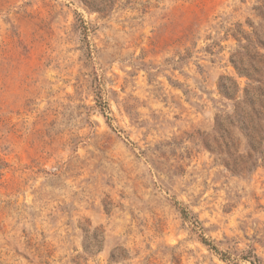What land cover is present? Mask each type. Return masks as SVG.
<instances>
[{"label":"rangeland","instance_id":"374dc122","mask_svg":"<svg viewBox=\"0 0 264 264\" xmlns=\"http://www.w3.org/2000/svg\"><path fill=\"white\" fill-rule=\"evenodd\" d=\"M259 14L264 0H0V264H264V144L234 124L264 85L230 62L241 31L257 50L238 66L264 68Z\"/></svg>","mask_w":264,"mask_h":264},{"label":"trees","instance_id":"16d2710c","mask_svg":"<svg viewBox=\"0 0 264 264\" xmlns=\"http://www.w3.org/2000/svg\"><path fill=\"white\" fill-rule=\"evenodd\" d=\"M115 2L116 0H81V3L85 7H87L90 11L96 12L99 14L108 13L114 7ZM257 16L263 17L264 15L259 14ZM236 35L239 36L238 37L239 39L236 37L237 42H238V49L230 58L231 64L233 65L235 71L237 72L239 76H246L249 80H254L256 83L260 85L261 84L264 85V83H262L261 80L258 79L262 76V72L264 71V68L262 69L256 68L253 65L251 67L253 71V75H249L238 66V65L243 64L244 57L248 56L247 53L253 50L256 51L257 49H256V45H254L253 47V44H251L250 41H247V45L241 44L240 38L244 37L243 32L237 31ZM246 38L248 40V37ZM255 55L256 57H259L257 56V52H255ZM227 80L232 83V86H233L232 94L226 91L222 85H219V91L223 96L227 97L228 99L233 100V96L238 91V88L231 79L228 78ZM253 90H254V94L256 95V98L252 100V102H250L249 104L250 110L248 112L244 108L240 110L241 106L240 105L237 106L239 107V109L236 108L234 111V124H237L239 126L243 125L250 129V135L247 136L248 145L253 151L256 152L264 144V107H263V103L261 100V99L264 100V91L260 92L259 86L253 88ZM256 106H260L261 108H263V111L257 110ZM238 110H239V114H238ZM172 205L179 212L182 221L188 224L190 231L193 234L197 235L199 242L203 246L207 247L209 250L211 251L213 250L215 253L221 254L217 251L215 247L211 245V243L207 239H205L202 236V234L198 233V231L201 230L202 227H201L200 222L197 220V218L193 214L186 211L185 209L180 208L178 203L173 202ZM221 256L223 255L221 254ZM242 259L249 262L250 264H259V260L254 255L253 251H248Z\"/></svg>","mask_w":264,"mask_h":264}]
</instances>
